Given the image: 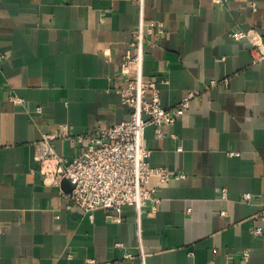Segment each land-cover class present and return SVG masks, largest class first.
<instances>
[{"label":"crops","instance_id":"obj_1","mask_svg":"<svg viewBox=\"0 0 264 264\" xmlns=\"http://www.w3.org/2000/svg\"><path fill=\"white\" fill-rule=\"evenodd\" d=\"M144 19L165 28L144 42L143 79L163 108L195 96L166 137L145 129L150 166L170 175L149 181L155 211L89 219L62 197L70 183L44 185L35 144L59 125L79 134L129 118L113 89L138 2L0 0V264H264V64L249 39L228 37L240 27L264 41V0H144ZM81 147L54 143L68 161Z\"/></svg>","mask_w":264,"mask_h":264},{"label":"built area","instance_id":"obj_2","mask_svg":"<svg viewBox=\"0 0 264 264\" xmlns=\"http://www.w3.org/2000/svg\"><path fill=\"white\" fill-rule=\"evenodd\" d=\"M137 2L139 22L130 44L134 52L123 57L120 63L121 85L113 89L122 104L130 108L129 118L104 129L94 128L79 134H71L67 125H59L58 129L43 135L35 144V160L40 164L44 185L59 186L63 180H67L72 189L69 193H62V197L70 200L71 205L89 219L93 218L95 210L103 209L111 219L116 220L124 205L134 207L138 217L148 204L151 212L155 211L159 203L157 188L151 186L149 181L156 178L159 184H163L170 179V175L162 168L150 166V152L144 145L145 129L151 126L157 137H166L161 127L173 124L181 117L195 96L193 93L187 94L174 107L163 108L157 84L143 79L144 42L149 36H161L165 27L160 21L146 23L144 0ZM228 37L235 41L249 39L253 63L264 64L263 40L251 36L249 31L240 27L229 31ZM68 139L82 145L80 153L70 161L58 156L54 149L56 141ZM175 177L183 178V175ZM222 198H226L225 192ZM253 200L249 194L241 197L245 203ZM221 215L224 216L225 211ZM258 218L264 220V210ZM137 232L140 240L139 228ZM251 233L260 236L262 231L255 228ZM125 257L131 258V255L125 254ZM140 257L144 263L142 249ZM248 257V251H243L241 258L247 260Z\"/></svg>","mask_w":264,"mask_h":264},{"label":"water","instance_id":"obj_3","mask_svg":"<svg viewBox=\"0 0 264 264\" xmlns=\"http://www.w3.org/2000/svg\"><path fill=\"white\" fill-rule=\"evenodd\" d=\"M62 183H69V182L67 180H63ZM71 189H72V186L70 187V191H71Z\"/></svg>","mask_w":264,"mask_h":264}]
</instances>
